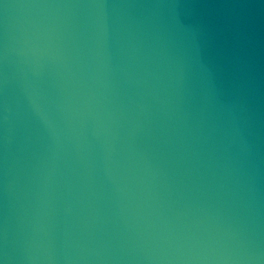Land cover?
<instances>
[{"label":"water","instance_id":"1","mask_svg":"<svg viewBox=\"0 0 264 264\" xmlns=\"http://www.w3.org/2000/svg\"><path fill=\"white\" fill-rule=\"evenodd\" d=\"M0 264H264V0H0Z\"/></svg>","mask_w":264,"mask_h":264}]
</instances>
